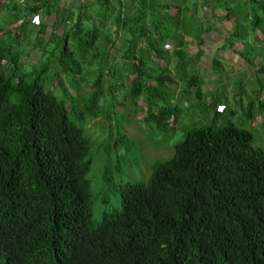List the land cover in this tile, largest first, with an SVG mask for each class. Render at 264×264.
<instances>
[{"label":"trees","instance_id":"16d2710c","mask_svg":"<svg viewBox=\"0 0 264 264\" xmlns=\"http://www.w3.org/2000/svg\"><path fill=\"white\" fill-rule=\"evenodd\" d=\"M75 1V7L61 0L3 4L11 17L0 27V264H264V151L250 131L216 124L223 111L215 97L207 102L200 79L179 77L203 113L213 110L211 121L189 129L172 157L153 165L147 182L120 185L117 207L94 222L89 138L69 120L64 100L43 91L39 74L24 72L19 50L6 51L3 42L8 36L16 47L26 41L40 52L53 46L59 72L51 82L64 90L85 65L106 66L90 103L104 94L102 82L113 77L108 65L119 57L136 72L128 93L138 104L150 91L167 89L166 72L146 75L148 58L167 62V42H178L173 58L181 67L188 62L184 42L202 46L212 27L198 16L201 7L223 26L233 20L224 46L264 73V50L249 41L264 40V0ZM51 16L60 33L47 34L44 18ZM16 22L20 35L7 28ZM32 23L38 28L31 38ZM261 93L264 85L253 92L264 116ZM169 105L157 119L165 124L178 111Z\"/></svg>","mask_w":264,"mask_h":264},{"label":"rangeland","instance_id":"374dc122","mask_svg":"<svg viewBox=\"0 0 264 264\" xmlns=\"http://www.w3.org/2000/svg\"><path fill=\"white\" fill-rule=\"evenodd\" d=\"M23 1L14 0L21 6ZM4 3L5 0H0V27H4L7 19L11 17L3 10ZM75 4L77 5L76 1ZM232 21V19L226 21V28L234 27ZM53 22V16L44 18L47 34L51 31L61 32V28H53ZM17 24L19 22L7 28L10 32L20 35L19 27H15ZM37 28L36 24H33V28H29L32 30L31 38L35 36ZM223 33L225 34V31ZM261 37L256 40L250 38L249 41H255L259 49L264 50V40ZM203 38L202 46L196 45L192 39L184 42L182 50L188 62L179 64L181 67L177 66V59L173 58L178 42H167L165 46L167 62L148 58L144 63L146 75L156 77L166 72L169 75L167 89L150 91V94L143 96L138 104H134L128 93L130 83L136 75V72L132 71L131 63L120 62L117 59L119 57L113 64L109 63L108 69L113 74L111 82L105 77L102 82L104 94L97 102L90 103L92 84L102 70L106 73V66H101L97 62L91 66L85 65L80 76L71 74L69 80H65L66 90H64L56 85L55 80L51 82L54 72H59L56 63H52L56 61L55 55L51 57L53 46L44 47L45 51L42 47V52L30 51L29 42L19 41L16 47L14 41L8 39V36L5 37L4 50H19L23 58L21 62L26 64L22 66L23 71L39 74L43 91L51 93L57 101L64 100L69 120L80 126L83 135L90 140L91 165L88 179L91 182V209L94 222L99 221L103 212L109 213L117 207L120 185L126 182H147L153 165L170 159L174 153V146L183 140L189 129L205 126L211 121L213 110L203 113L193 95L184 94L185 83L179 77L185 78V81L193 77L200 79L207 102L210 103L211 98L215 97L214 100L218 101L216 109L223 111L216 124L230 123L250 131L255 147L264 151V122H262L264 116L256 110V98L253 94L260 85H264V73L257 74V63L249 66L236 54L235 62L226 63L222 59L219 61L217 57L222 58L223 52L229 49L224 46V42H214L211 35H204ZM119 45L120 42H116V47ZM196 56H199L200 63L189 62L191 58L198 59L195 58ZM260 57L264 61V57ZM215 62H218L216 64L219 65L218 67H215ZM256 62H259V57ZM261 67H264V64H261ZM41 69L45 70L39 73ZM258 98L264 102V93L259 94ZM250 102L254 107H249ZM169 103L176 106L178 111H174V117L165 124L163 120L157 119L163 114L164 108L170 106ZM94 112H97L96 117L92 116ZM247 112L253 116L252 120L245 117ZM147 113L152 114L151 119L146 118Z\"/></svg>","mask_w":264,"mask_h":264},{"label":"crops","instance_id":"0c3cea01","mask_svg":"<svg viewBox=\"0 0 264 264\" xmlns=\"http://www.w3.org/2000/svg\"><path fill=\"white\" fill-rule=\"evenodd\" d=\"M61 5L65 6V7H75L76 6L74 0H61ZM197 11H198L197 13L199 14V15L198 14L197 15L199 17L203 15V17L205 18V21H207V24L212 27V30L209 33L205 34V36L211 35L214 39V42H224V37L226 36V34H224L223 32L227 28H226V26H223L224 25L223 22H220V21H217L216 19L211 18L209 11L206 10V8H204V7L198 8ZM53 19H54V17H53ZM54 21H55V19H54ZM203 40H204V38H203ZM235 58H236L235 53L231 52L230 50H225L223 52L222 58H220V56L217 57V59H219V61H220V59H222L226 63H230L229 61L235 62ZM198 63H200V59H199Z\"/></svg>","mask_w":264,"mask_h":264},{"label":"built area","instance_id":"2783aa9c","mask_svg":"<svg viewBox=\"0 0 264 264\" xmlns=\"http://www.w3.org/2000/svg\"><path fill=\"white\" fill-rule=\"evenodd\" d=\"M80 3H84L85 2V0H78Z\"/></svg>","mask_w":264,"mask_h":264}]
</instances>
